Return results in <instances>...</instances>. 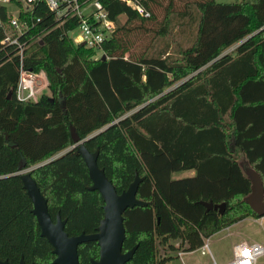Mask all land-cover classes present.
<instances>
[{"label": "trees", "instance_id": "trees-1", "mask_svg": "<svg viewBox=\"0 0 264 264\" xmlns=\"http://www.w3.org/2000/svg\"><path fill=\"white\" fill-rule=\"evenodd\" d=\"M131 1L149 15L127 0H101L116 24L103 43L104 60L71 40L77 17L56 19L41 3L21 13L34 22L20 36L23 66L43 71L51 92L36 101L15 97L20 56L2 42L7 14L0 6V258L9 264L21 255L26 263L55 264L17 173L21 163L69 235L95 232L103 217V198L88 188L87 166L69 149L70 125L90 152L99 149L97 164L118 193L135 173L143 177L136 197L150 204L123 213L122 250L136 245L125 264H166L171 255L159 256V245L176 248L170 241H179L193 250L213 233L259 217L247 203L246 169L264 188V0ZM176 26L182 39L173 36ZM132 31L151 36L140 53L130 51ZM160 40L163 46L148 52ZM189 169L195 174L172 178ZM209 201L225 203L223 212L207 210L201 202ZM77 251L79 264H91L99 245L83 242Z\"/></svg>", "mask_w": 264, "mask_h": 264}, {"label": "water", "instance_id": "water-1", "mask_svg": "<svg viewBox=\"0 0 264 264\" xmlns=\"http://www.w3.org/2000/svg\"><path fill=\"white\" fill-rule=\"evenodd\" d=\"M101 59L104 60L106 57L102 56ZM70 133L73 145L69 149H75V153L80 154L83 158L92 181L88 188L100 192L104 201V214L95 232H81L78 235H69L64 230L66 220L61 219L59 213H57L55 220L51 218L46 198L40 192L30 171L24 169V164L21 163L17 173L20 175L23 188L32 200V212L36 216L40 227V235L45 237L53 246L52 251L55 257L52 262L55 264H79L77 247L79 244L88 241H96L99 245L98 257L92 258L90 260L91 264H125L132 257L136 245L125 251L122 250L125 239L123 213L127 208L150 204V202L136 197L138 185L143 177L135 173L134 179L128 187L118 193L112 181L106 176L104 169L97 164L99 149L97 148L94 152H90L84 145L85 139H81L77 135L72 125H70ZM247 174L251 178V192L247 196V203L259 217L264 218V188L261 177L254 170H247ZM201 203L206 206L207 210L214 209L220 213L223 212L225 207V203L213 204L210 201ZM0 264L9 263L6 258H0ZM19 264L34 263H26L21 255Z\"/></svg>", "mask_w": 264, "mask_h": 264}, {"label": "built area", "instance_id": "built-area-1", "mask_svg": "<svg viewBox=\"0 0 264 264\" xmlns=\"http://www.w3.org/2000/svg\"><path fill=\"white\" fill-rule=\"evenodd\" d=\"M40 3L44 4L56 19L65 21L74 16L78 18L77 26L69 33L75 30L74 43L94 49L95 59L102 56L107 58L103 43L115 28V22L109 18L101 0H0V6L6 7L7 14V29L2 42L7 45H16L17 54L20 56L15 87V97L19 101H36L48 87V80L43 71H32L25 68L22 63L23 51L27 45L20 41V36L26 33L34 22L32 19L22 17L21 13H27L29 9ZM127 3L140 14L149 15L135 2L127 0ZM0 24H2L1 18ZM198 248L202 252L210 251L208 238H204L203 244ZM182 252L183 250H179L178 254ZM210 256L211 264H264V245L258 242L241 241L233 245L229 260L218 262L211 251Z\"/></svg>", "mask_w": 264, "mask_h": 264}, {"label": "rangeland", "instance_id": "rangeland-1", "mask_svg": "<svg viewBox=\"0 0 264 264\" xmlns=\"http://www.w3.org/2000/svg\"><path fill=\"white\" fill-rule=\"evenodd\" d=\"M217 2H235L241 0H216ZM255 2L256 0H247ZM158 14V18L162 17V11L155 10ZM126 20L125 15L118 17L119 25H122ZM118 25V24H117ZM116 26V24H115ZM179 27L174 29L173 36L177 39H182V35L179 33ZM76 31L69 33L71 40L75 39ZM151 36L148 34H141L138 31H132L129 33L126 39H128V45L131 52L140 53L146 49L147 44L150 42ZM171 42V38L167 40ZM74 42V41H73ZM164 44L163 40L158 41L156 45L152 47L148 52L154 51L155 48H161ZM125 55H128L126 53ZM42 93H46L49 96L51 92L45 88ZM239 162L245 169L246 164L243 157L240 156ZM179 174H173V177H179ZM210 251L214 255L218 262L229 260L232 256V247L234 244L241 241L258 242L264 245V218L261 217H247L240 220L226 228H223L208 237ZM176 248H170L169 246L159 245V256L171 255L166 264H211L210 251L202 252L200 248L193 250H183L181 254H178L182 247L179 246V241H170Z\"/></svg>", "mask_w": 264, "mask_h": 264}, {"label": "crops", "instance_id": "crops-1", "mask_svg": "<svg viewBox=\"0 0 264 264\" xmlns=\"http://www.w3.org/2000/svg\"><path fill=\"white\" fill-rule=\"evenodd\" d=\"M243 40H244V39H243ZM240 42H241V41H239V42H237V43L231 45V46L228 47V48H226V49L222 52V54L232 52V51L235 49V47H236ZM95 132H97V131H95ZM95 132H94V133H95ZM66 150H68V149H65V150H63V151H60L59 153H57V154H55V155L49 157L48 159L44 160L42 163L49 162L50 160H52V159L58 157L59 155H61L62 153H64ZM239 154H240V153H239ZM240 156L243 157L242 154L239 155V158H240ZM243 159H244V161H245V158H244V157H243ZM42 163H41V164H42ZM245 164H246V161H245ZM36 166H37V165H35L34 167H36ZM32 168H33V167H32ZM243 169H244V168H243ZM245 169H246V167H245ZM245 169H244V170H245ZM246 170H248V169H246ZM174 173L180 175V176L177 177V178H183V177H189V176L194 175V174H195V170H194V169H189V170H184V171H179V172H174ZM174 173H172V178H176V177H173V174H174ZM222 262H223V261H222ZM184 264H185V263H184Z\"/></svg>", "mask_w": 264, "mask_h": 264}]
</instances>
